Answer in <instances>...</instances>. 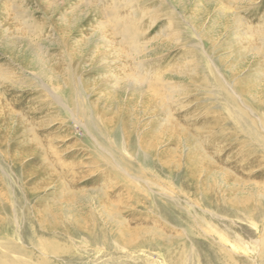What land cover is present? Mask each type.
<instances>
[{"label": "rangeland", "instance_id": "374dc122", "mask_svg": "<svg viewBox=\"0 0 264 264\" xmlns=\"http://www.w3.org/2000/svg\"><path fill=\"white\" fill-rule=\"evenodd\" d=\"M10 1L0 264H264V0ZM83 2L134 34L105 11L68 32Z\"/></svg>", "mask_w": 264, "mask_h": 264}, {"label": "bare ground", "instance_id": "6f19581e", "mask_svg": "<svg viewBox=\"0 0 264 264\" xmlns=\"http://www.w3.org/2000/svg\"><path fill=\"white\" fill-rule=\"evenodd\" d=\"M2 1V0H1ZM10 1V0H9ZM18 1V0H17ZM27 1V0H26ZM33 1V0H32ZM38 1V0H37ZM52 1H54V0H40L39 1V3H38V7H39V12L40 11H42V12H44V13H50L51 11L52 12H57V10H59V11H61L60 10V8L59 7H61V6H58V5H54V3H52ZM11 2V1H10ZM29 2V1H28ZM27 2V3H28ZM69 2V1H68ZM106 2V1H105ZM29 3H31V2H29ZM70 3V2H69ZM71 4V3H70ZM7 5V4H6ZM4 3L0 6V9L2 10V11H4L6 14H8V10H9V8H8V6H6ZM18 5V4H17ZM22 5V4H21ZM219 4H216V6H218ZM14 6V5H13ZM26 6H27V4H26ZM34 7V6H33ZM36 7V6H35ZM68 7H69V5H68ZM79 11L80 12H82V13H80L79 15H78V18H77V20H75V24L74 23H70V21H71V18L70 17H67L66 19H65V22H68L67 23V25H68V27H69V30L70 31H68V30H64L65 29V27H67L66 25L64 26L63 24V26H64V29H62V30H64V33L65 32H72L74 29L73 28H78V29H80L81 30V28L82 29H84L85 27H84V23L86 22V24L87 25H90L91 26V24H94L95 22H98L97 21V15H98V13L99 12H101L102 11V13H101V15H103V16H105V14H104V11L105 12H107V13H109V14H111L110 16H112L111 17V19L113 20V24H114V30H113V32L115 33V37L118 39L119 37H123V38H125V36H127L126 38H128V35H130V34H132L133 32H134V30L137 28V26L135 25V23H133V20H131L129 17H127V15H119L118 14V9L120 8V7H118L117 5H114V4H112V3H110V4H106L105 3V6H99V5H97V4H93V7H91L89 4H87V3H85V2H83V3H81L79 6ZM15 8V7H14ZM19 8V7H18ZM22 8H23V6H22ZM62 8V7H61ZM64 8V10H65V8H67V7H63ZM220 6H218V9H216L215 8V10H218L217 12H216V14L218 15V16H220V17H223V14L221 13V11H220ZM19 10V9H18ZM25 10H27L28 11V9H25ZM35 10H37V9H35ZM77 10L78 9H76V12H77ZM85 10L87 11V10H89L88 11V13L87 14H83V13H85ZM33 11V10H32ZM41 12V13H42ZM121 12V11H120ZM27 13V12H26ZM32 13V12H31ZM36 13V12H35ZM73 13V12H72ZM77 13H79V12H77ZM21 14H23V13H21ZM25 14V13H24ZM28 14V13H27ZM54 14V13H53ZM124 14H125V12H124ZM35 15V14H34ZM48 15V14H47ZM69 15V14H68ZM67 15V16H68ZM132 15H134V14H132ZM61 17H63V16H61ZM65 17V16H64ZM20 18H21V16H20ZM23 18V17H22ZM35 18H36V16H35ZM68 18H70V21L68 20V21H66ZM103 18V17H102ZM229 18V17H228ZM19 19V18H18ZM75 19H76V17H75ZM121 19V20H120ZM63 20V19H62ZM22 21V20H21ZM111 22V21H110ZM224 22V21H223ZM36 22H34V24H35ZM21 24V23H20ZM58 24V23H57ZM60 24V23H59ZM58 24V25H59ZM80 24H82L81 26H80ZM96 24V23H95ZM106 24V23H105ZM112 24V25H113ZM137 24V23H136ZM25 25V24H24ZM39 25V26H38ZM38 25H36L35 24V26L37 27V28H43V27H41V26H44V24H38ZM75 26V27H72V26ZM84 28H83V27ZM225 26H226V28H231V27H233V24L231 23H229L228 22V20L226 21V23H225ZM87 27V26H86ZM126 27V28H125ZM18 28H19V26H18ZM21 28V27H20ZM19 28V29H20ZM34 28V27H33ZM58 28V27H57ZM61 28H63V27H61ZM109 28V27H108ZM140 28V27H139ZM67 29V28H66ZM89 29V28H88ZM132 29V30H131ZM60 30V29H59ZM229 30V29H228ZM78 31V30H77ZM103 31V30H102ZM112 31V30H111ZM110 31V32H111ZM67 32V34H69ZM76 32V31H75ZM74 31H73V33H75ZM88 32V31H87ZM104 33L106 32V31H103ZM101 33V32H100ZM103 33V34H104ZM137 33V32H136ZM135 33V36L133 37V36H130V39H128V40H131V41H135V38H136V35L138 34H136ZM7 34H9V31L6 29V28H4L3 27V29L0 31V41H1V39H2V41H4V40H6V41H8V38H7ZM97 34V33H96ZM102 34V35H103ZM134 34V33H133ZM64 35V34H63ZM88 35H89V33H88ZM98 35V34H97ZM139 36V35H138ZM137 36V37H138ZM97 37V36H96ZM65 38H68V37H65ZM113 38V37H112ZM132 38V39H131ZM103 39V37L100 35L99 36V38H95V41L93 42V44H97L99 41H101ZM18 40H22V39H15V41H18ZM66 40V39H65ZM85 41H86V39H85ZM89 41H90V38H89ZM126 41V40H125ZM59 42V44L61 43L60 41H58ZM57 42V43H58ZM64 43H66V42H64ZM82 43V42H81ZM30 44V43H29ZM92 44V43H91ZM118 44V43H117ZM66 45V44H65ZM79 45V44H78ZM85 45V44H84ZM91 46V45H90ZM92 46H95V45H92ZM31 47H34V46H31ZM71 49V48H70ZM69 49V50H70ZM80 49H83V48H80ZM85 49V48H84ZM88 49V48H87ZM92 49V48H91ZM88 51H90L89 49H88ZM158 52V50L156 51L155 50V52L154 53H157ZM73 54L76 56V58H75V60L77 61V63H79V61H82V62H84L87 58H88V56H86V55H84V56H82L83 58H81L80 60L78 59V50H77V48L73 51ZM73 54H72V56H73ZM50 58L52 59V58H54V64L53 65H55L54 66V68L52 69V68H50L51 70H55L54 71V73L52 74V76H53V78H54V80L56 81V82H61L62 81V79H64V77H69V78H71L72 77V73L69 71V69H70V66L72 67V66H74V60H71L72 58H71V52L69 51V52H67V53H63V54H59V56L56 58V56L55 55H53V56H50ZM41 60V59H40ZM39 60V61H40ZM42 61V60H41ZM42 62H44V61H42ZM45 63L47 64L48 63V61H45ZM44 66H45V64H43ZM78 65V64H77ZM66 67H67V69H66ZM49 71V70H48ZM43 73H46L45 72V70H43ZM72 74V75H71ZM74 77V76H73ZM73 79V78H72ZM225 95H226V97H227V99L228 100H230V102L231 103H235V101L234 100H232L230 97H229V95H227L226 93H225ZM243 119H246L245 121H248L249 119L247 118V117H242ZM248 126H250L249 128H250V130H251V134H256V136L255 137H257V136H260L261 134L260 133H257L256 132V130H255V128H254V125L253 124H251L250 122H248ZM263 137V136H262ZM258 139V138H257ZM264 139V138H263ZM258 140H262V138H259Z\"/></svg>", "mask_w": 264, "mask_h": 264}]
</instances>
